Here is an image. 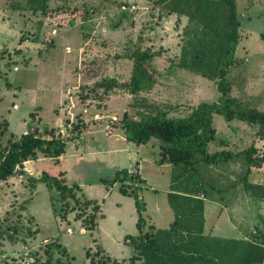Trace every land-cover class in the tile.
I'll use <instances>...</instances> for the list:
<instances>
[{
    "label": "rangeland",
    "instance_id": "374dc122",
    "mask_svg": "<svg viewBox=\"0 0 264 264\" xmlns=\"http://www.w3.org/2000/svg\"><path fill=\"white\" fill-rule=\"evenodd\" d=\"M15 1L0 0V149L12 137L26 134L39 120L58 133L89 122L81 127L80 138L69 146L60 164L41 155L27 162L24 170L35 177L43 172L67 175V184L81 188L78 196L84 193L89 200H96L106 219L99 221L95 232L76 218L78 212L62 220L53 213L45 185L32 196L26 180L15 175L0 182V264H25L26 253L44 256L52 239L67 247L75 264H87L88 251L102 250V243L104 248L124 249V237L139 234L135 199L121 201V183L112 182L118 170L138 167L143 178L159 188L153 191L147 182L142 183V198L149 204L143 213L147 222L159 216L156 208L171 212L163 190L171 179V167L160 164L159 143L152 140L150 146H138L123 141L124 134L110 133L108 125L125 114L139 120L145 113L144 101L167 110L171 117H182L202 102H218L220 94L214 82L177 67L186 20L164 16L156 0H50L52 7L86 4L95 10L81 25L60 28L48 21L40 31L41 16L16 10ZM237 1L242 39L229 67L231 94L264 111V42L260 37L264 33V0ZM123 2L126 7L118 4ZM127 11L129 15L123 17ZM138 47L157 54L153 61L154 88L137 95L96 97L94 85L103 78L129 81L132 61L125 54ZM215 117L219 141L229 139L227 132L234 134L230 152H243L253 144L263 150L264 140L257 137V126L240 121L228 124ZM233 162L236 177L242 173V179L244 159ZM215 166L210 169L204 163L200 169L205 179L217 180L219 186L232 167L221 166V174L216 176ZM249 181L264 185V168L250 175ZM8 224L19 227L16 243L6 234L2 236ZM28 229L38 234L23 242Z\"/></svg>",
    "mask_w": 264,
    "mask_h": 264
},
{
    "label": "trees",
    "instance_id": "16d2710c",
    "mask_svg": "<svg viewBox=\"0 0 264 264\" xmlns=\"http://www.w3.org/2000/svg\"><path fill=\"white\" fill-rule=\"evenodd\" d=\"M126 7L127 3H118ZM164 16L175 17L177 21L186 20L182 30V41L177 67L187 72L214 82L220 94L218 102H202L194 107L186 116L171 117L165 109L154 104H143L144 114L137 120L124 115L120 120L112 121L110 133L121 131L127 142L138 146L147 145L152 140L159 143L160 164L171 166V184L168 202L174 211L175 219L169 229L159 230L152 227L154 233L142 234L146 226L143 213L146 204L142 198L143 180L137 175H128V170H118L112 181H120V193L135 199L139 234L127 236L128 243L137 255L130 259L131 264L141 260L139 264H190L194 257V248L181 240L183 234L200 231L204 227V197L208 194L207 184L200 165L221 164L235 161L242 157L246 169L243 174L245 191L254 199L264 201V185L249 182L254 169L264 168V148L260 151L257 144L247 150L233 153L222 150L209 152V145L217 139L214 127L215 116L226 122L240 121L257 126V137L264 140V111L252 108L243 101L232 96V84L229 80V67L234 64V54L242 39L241 16L238 12L237 0H156ZM16 10L40 15L39 31L49 23L55 22L57 27H75L89 20L95 10L92 5L79 7L67 4L52 7L50 0H16ZM132 12V11H131ZM133 13V12H132ZM129 11L123 13L127 17ZM264 42V33L260 35ZM157 54L150 49L140 47L125 54L132 61V72L129 81L120 82L117 78H103L94 88L96 97L101 94L111 96L112 93L137 95L151 91L156 85L153 61ZM89 122L83 121L66 133H58L56 129H48L42 121L30 125V130L21 137H12L5 147L0 149V182L7 181L15 175L26 180L30 194L34 196L40 185L49 190L50 202L56 217L65 220L68 215L78 212L76 218L82 220L83 226L95 232L99 221L104 218L101 206L96 200H89L79 186H69L65 174L62 177L43 172L35 177L24 170L25 163L36 161L40 156L55 159L57 163L66 154L69 146L81 136V127ZM8 128V125L6 124ZM79 132H77V131ZM222 141V140H221ZM17 224L6 226L3 235L16 243ZM23 237L34 239L36 232L28 229ZM28 236V237H27ZM182 237L173 241L171 238ZM260 236V235H259ZM259 252L253 264L264 261V244L255 247ZM58 253V255L56 254ZM60 252V253H59ZM88 264H125L112 259L103 251L87 252ZM25 264H75L74 257L68 254L66 247L59 239H52L44 256L32 253Z\"/></svg>",
    "mask_w": 264,
    "mask_h": 264
},
{
    "label": "crops",
    "instance_id": "0c3cea01",
    "mask_svg": "<svg viewBox=\"0 0 264 264\" xmlns=\"http://www.w3.org/2000/svg\"><path fill=\"white\" fill-rule=\"evenodd\" d=\"M190 111L188 113H190ZM215 122L216 117L214 118V123ZM231 123L232 122L228 124ZM226 137L229 139L226 141H219L220 137L219 132L217 131V139L210 143L209 152L210 148H212V152L210 153H216L222 150L232 151L231 147L233 146L234 142L230 141H232L234 138L233 132H227ZM122 139L123 141H126L125 137H122ZM145 146H150V143ZM62 160L63 158L60 159V163ZM166 165L171 167L169 164ZM214 165H217L215 166L217 167L216 169L218 172L216 176L221 174V171L218 170L221 166H231L232 168L228 169L224 174V177L220 180L222 184H219V186H216L218 185L216 183L217 180H211L214 181L211 182L207 179H204L205 183L207 184L208 194L204 197L205 222L203 230L199 232L202 233V235L195 234L197 232L196 231L191 233L190 236H187L188 234H183L185 236L183 239L182 237L176 238L175 236H173L171 239L173 241L182 239V244H185L187 239L189 240L188 242L190 246L194 248L195 252L193 254L194 257L191 258L192 260H190V264H253V260L259 255V252L257 249H255V247H260L262 244H264V201L252 198L245 191L244 181L241 179L242 173L240 174V177H236L237 173H235V169H233L235 168L233 161ZM212 167L213 165H209L208 168L211 169ZM124 169H134L137 171L143 182H147L150 190L157 191L159 189L154 187L151 183H149V181H146L143 178L138 167L133 168L132 166H129L128 168ZM258 170L254 169L250 175L257 172ZM63 172L68 173L66 171ZM170 184L171 179L167 183L165 189H163L165 190L167 200L168 194L170 193ZM261 185L263 184L261 183ZM142 196H144L143 193ZM121 198V201H124L127 198L133 197L122 195ZM144 202L146 204L145 212H147L149 210V204L146 200H144ZM119 205L122 206V203L120 202ZM156 210L159 212V216L154 217V219H152L150 222L145 220L147 224L142 228V234L154 233L152 227H155L159 230L169 229L170 225L173 223L175 214L172 208L171 212L166 209L162 210L161 208H156ZM104 219H106L105 215L100 221H103ZM125 244L129 247H126ZM95 245L99 246L100 244L96 242ZM119 245L120 243H118L116 246ZM124 245V249H116L115 247H111L109 249L104 248V243H102V250L101 248H97L96 251L99 249L114 260L125 264H131L130 259L133 256L135 257L138 252L130 246L126 237H124ZM67 252L70 254L68 249ZM87 261L88 264L90 259L87 258ZM140 262L141 260H136L135 264H139ZM259 264H264V261Z\"/></svg>",
    "mask_w": 264,
    "mask_h": 264
},
{
    "label": "built area",
    "instance_id": "2783aa9c",
    "mask_svg": "<svg viewBox=\"0 0 264 264\" xmlns=\"http://www.w3.org/2000/svg\"><path fill=\"white\" fill-rule=\"evenodd\" d=\"M132 8H133V11L136 9L135 6H133ZM62 133H64V132H62ZM128 174L131 175V176H132V175L135 176V175H137L138 173H137V171H135L134 169H129ZM70 232H71V231H70ZM28 256H29V253H26V257H27V258H28Z\"/></svg>",
    "mask_w": 264,
    "mask_h": 264
}]
</instances>
